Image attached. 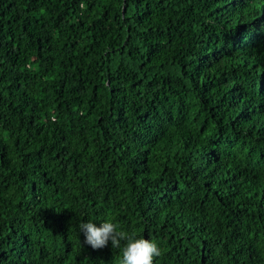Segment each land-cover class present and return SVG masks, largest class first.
Wrapping results in <instances>:
<instances>
[{"label": "trees", "instance_id": "1", "mask_svg": "<svg viewBox=\"0 0 264 264\" xmlns=\"http://www.w3.org/2000/svg\"><path fill=\"white\" fill-rule=\"evenodd\" d=\"M107 220L264 264V0H0V264H119Z\"/></svg>", "mask_w": 264, "mask_h": 264}, {"label": "clouds", "instance_id": "2", "mask_svg": "<svg viewBox=\"0 0 264 264\" xmlns=\"http://www.w3.org/2000/svg\"><path fill=\"white\" fill-rule=\"evenodd\" d=\"M117 227L110 220L100 223L99 227L93 222H81L79 233L83 234L82 243L93 250H100L110 242L112 248L121 249L119 264H153L154 257L161 255L155 242L136 238L135 233L117 231Z\"/></svg>", "mask_w": 264, "mask_h": 264}]
</instances>
